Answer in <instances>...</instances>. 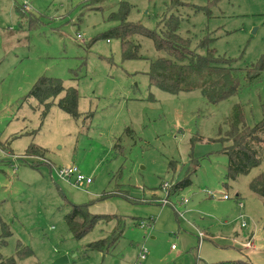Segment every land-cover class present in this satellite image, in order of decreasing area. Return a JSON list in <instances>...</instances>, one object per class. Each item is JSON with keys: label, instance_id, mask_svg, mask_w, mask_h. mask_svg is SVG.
I'll return each instance as SVG.
<instances>
[{"label": "rangeland", "instance_id": "374dc122", "mask_svg": "<svg viewBox=\"0 0 264 264\" xmlns=\"http://www.w3.org/2000/svg\"><path fill=\"white\" fill-rule=\"evenodd\" d=\"M180 2L109 0L92 8L87 0H0V264L17 248L29 255L14 264H52L61 255L66 264H134L142 247V264H264V200L248 187L264 163L229 180L222 152L235 107L247 125L264 117V76L217 103L199 88L172 94L149 81L150 61L165 56L152 40L135 36L142 58L123 60L121 42L102 36L115 25L111 12L127 4V19L150 29L177 15V32L191 48L204 54L198 46L209 36V47L232 67L263 54L264 0ZM42 75L78 90L77 118L56 104L63 92L42 116L43 106L26 96ZM30 143L44 157L25 155ZM191 162L190 185L161 205ZM68 165L91 183L59 178ZM71 205L108 216L76 238L64 218ZM116 230L108 251L88 249ZM250 235L258 251L245 248Z\"/></svg>", "mask_w": 264, "mask_h": 264}, {"label": "trees", "instance_id": "16d2710c", "mask_svg": "<svg viewBox=\"0 0 264 264\" xmlns=\"http://www.w3.org/2000/svg\"><path fill=\"white\" fill-rule=\"evenodd\" d=\"M107 1L109 0H87L86 5L95 8ZM180 4V0H170V6ZM117 9L109 16L115 25L102 36L107 39L113 36L121 42L120 55L123 60L142 58L138 55L140 45L134 40L135 36H146L152 40L156 50L162 51L165 56L150 61L147 75L150 83L166 92L175 94L199 88L206 101L217 103L238 93L242 84L251 86L263 79L264 52L250 66L235 68L230 66L231 60L228 57L215 54L214 49L209 47L212 39L209 36H205L198 46L205 50L204 54H199L196 49L191 48V40L177 32L179 26L177 15H164L157 23L158 28L150 29L139 22L127 19L130 12L127 4H121ZM29 90L26 96L36 98L38 104L43 106L42 116L46 115L51 107L53 98L62 92L63 95L56 102L59 108L74 118L80 115L77 110L78 90L70 86L64 88L57 77L42 75ZM225 132L222 140L227 144L222 147V152L228 155L226 179L235 180L241 174H247L251 169L264 163V117L254 125H247L244 122L242 109L238 105L232 112L229 127ZM24 153L40 157L45 154L43 149L35 143H30ZM190 164L191 168L185 176L167 190V198L170 191L177 192L182 187L190 185L189 178L195 170L196 163ZM248 187L251 193L264 200V166L252 177ZM104 216L108 215L91 213L85 205H71L64 218L68 230L76 238H80ZM119 234L120 231L116 230L110 236L89 242L87 247L100 253L106 252L114 245ZM26 255H29L28 249L17 248L15 257L8 258L7 262L14 264L15 258L21 259ZM234 263L254 264L248 260H239Z\"/></svg>", "mask_w": 264, "mask_h": 264}, {"label": "built area", "instance_id": "2783aa9c", "mask_svg": "<svg viewBox=\"0 0 264 264\" xmlns=\"http://www.w3.org/2000/svg\"><path fill=\"white\" fill-rule=\"evenodd\" d=\"M22 9L26 8V4L23 3L21 6ZM59 178L63 179V180H68V178H70L71 176H73V181L75 184H81V183H91V178L90 177H86L83 176L79 171L78 168L74 165H68L67 167H62L59 168V170L57 171ZM162 187H166L167 188V183H165ZM207 195L209 196H213V192L209 191L206 192ZM228 198V196L225 194V196H223V199ZM183 203H187L188 200L184 199L182 200ZM160 203L162 205H172V203L170 202V200L166 197V198H162V200H160ZM241 207V204L239 205ZM183 214V213H181ZM142 222V221H141ZM140 224V223H139ZM243 225V223H242ZM140 226L142 227V223L140 224ZM197 236H198V240H201L203 238V234L197 230ZM245 246L252 248L254 245L252 243V241L247 240V242H245ZM172 248H175V245L172 244L171 245ZM146 253L147 250L142 247L140 249V251L138 252V259L134 264H142L141 260H144L146 257Z\"/></svg>", "mask_w": 264, "mask_h": 264}, {"label": "crops", "instance_id": "0c3cea01", "mask_svg": "<svg viewBox=\"0 0 264 264\" xmlns=\"http://www.w3.org/2000/svg\"><path fill=\"white\" fill-rule=\"evenodd\" d=\"M42 157H44V156H42ZM160 200H162V199H160ZM160 200H159V202H160ZM161 204V203H160ZM241 204V207H243V203L242 202H239L238 203V206ZM162 205V204H161ZM240 207V206H239ZM240 207V208H241ZM185 211H187V212H189V213H194L192 210H191V208H189V209H186L185 208ZM186 213V212H185ZM192 227V226H191ZM198 230V229H197ZM198 238V237H197ZM247 240H250V241H252V243H253V247L252 248H250V249H253V250H256V251H258V246H256V241H255V239H253V235H250L248 238H247ZM247 240H246V242H247ZM172 245V244H171ZM243 247H245V246H243ZM245 248H249V247H245ZM171 250L172 251H176L177 250V246H175V248H172L171 247ZM243 260V259H242ZM241 260V261H242ZM236 261H239V260H236ZM245 261H247V260H245ZM248 261H250V260H248ZM227 262H232L233 264H235L234 262L235 261H232V260H227L226 262H223V263H226L227 264Z\"/></svg>", "mask_w": 264, "mask_h": 264}, {"label": "water", "instance_id": "95a60500", "mask_svg": "<svg viewBox=\"0 0 264 264\" xmlns=\"http://www.w3.org/2000/svg\"><path fill=\"white\" fill-rule=\"evenodd\" d=\"M68 258L66 255L58 256L54 259V262L52 264H66L68 263Z\"/></svg>", "mask_w": 264, "mask_h": 264}]
</instances>
